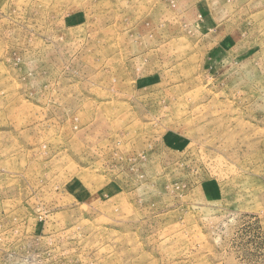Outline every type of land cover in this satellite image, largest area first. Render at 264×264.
Here are the masks:
<instances>
[{"label":"rangeland","instance_id":"obj_1","mask_svg":"<svg viewBox=\"0 0 264 264\" xmlns=\"http://www.w3.org/2000/svg\"><path fill=\"white\" fill-rule=\"evenodd\" d=\"M0 264H264V0H0Z\"/></svg>","mask_w":264,"mask_h":264}]
</instances>
